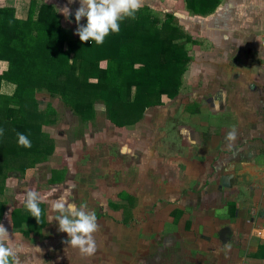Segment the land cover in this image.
<instances>
[{
	"label": "crops",
	"instance_id": "0c3cea01",
	"mask_svg": "<svg viewBox=\"0 0 264 264\" xmlns=\"http://www.w3.org/2000/svg\"><path fill=\"white\" fill-rule=\"evenodd\" d=\"M29 3L0 0V6L14 7L20 18H26ZM48 3L59 5L58 0ZM66 5L72 17L76 9L68 0L60 7ZM142 7L157 13H166L164 9L185 13L184 24L178 22L196 40L180 92L174 98L165 96L161 109L167 115H179V146L173 154L151 151L134 155V162L144 155V163L138 164L139 173L129 183L128 192L120 195L122 201L127 200L125 195L134 197L127 205L126 224L131 230L118 235L112 251L102 250L93 259L82 255L78 261L264 264V46L260 43L264 0H219L205 15L191 13L184 0H143ZM200 43L214 51L215 59L207 61L209 57L200 54ZM238 50L247 51L242 55L246 69L222 68L220 64L227 65V58L235 57ZM6 69L7 62L0 60V73ZM200 75L207 79L200 80ZM13 89L11 83L1 85L3 93ZM161 105L149 107L145 113ZM232 131L235 139L229 140ZM223 175L230 176V186H221ZM17 231L27 239L41 234L40 230L24 236ZM41 248L25 252L20 247L21 264H63L56 260V251ZM98 257L102 260L97 261Z\"/></svg>",
	"mask_w": 264,
	"mask_h": 264
},
{
	"label": "trees",
	"instance_id": "16d2710c",
	"mask_svg": "<svg viewBox=\"0 0 264 264\" xmlns=\"http://www.w3.org/2000/svg\"><path fill=\"white\" fill-rule=\"evenodd\" d=\"M184 2L191 13L205 15L219 0ZM120 29L102 45L81 42L62 25L54 4L30 0L26 18L18 17L12 6H0V60L7 62L0 73V196L9 174L23 175L54 150V138L44 126L57 122L59 111L50 102L42 107L39 92L58 98L82 123L95 124L101 106L104 119L116 127L137 123L147 108L162 104V96L174 98L180 92L196 40L176 17L141 7ZM3 82L14 85L11 93L1 91ZM17 133L26 135L32 146H20ZM62 176L63 170H54L49 182ZM7 203L0 199V221ZM40 207V223L25 207L13 208L12 227L24 236L40 232L46 224ZM128 216L126 205L123 223Z\"/></svg>",
	"mask_w": 264,
	"mask_h": 264
},
{
	"label": "rangeland",
	"instance_id": "374dc122",
	"mask_svg": "<svg viewBox=\"0 0 264 264\" xmlns=\"http://www.w3.org/2000/svg\"><path fill=\"white\" fill-rule=\"evenodd\" d=\"M40 1L49 2V0ZM58 1L59 5L55 4L57 9L62 8L60 5L63 3V0ZM70 6L77 9L79 3L73 1ZM59 13L62 25L71 35H78L75 13L67 18L61 12ZM84 19L81 18V25ZM199 46H201L200 54L202 56L205 54L206 58L209 57L207 61L215 59L214 51L202 48V43ZM246 53L245 50H238L235 57L227 58V65L220 64V66L244 69L247 66L243 58L247 55ZM243 54L245 55L242 56ZM208 67L211 66L207 65ZM203 78L207 79V76H202L200 80ZM37 96L41 100L42 107L50 102L59 111L57 122L44 126V130L54 138V150L46 161L26 169L23 175L12 173L7 176L6 192L0 196V199L8 201L7 214H3L4 219L1 224L10 233L13 243H18L25 252L46 246L49 250L58 253L55 257L57 261L63 264H81L78 260L82 259V254L78 249L68 245L67 234L59 231L58 222L54 220L58 213L52 210L51 202L62 194L70 193V202L78 208L86 206V210L94 211L99 224L98 231L94 233L97 244L96 253L102 250L105 253L112 251L113 243L118 235L127 234L131 230L128 224L122 222L124 213L119 205L126 201L121 200L119 192H128L129 183L133 182V177L139 173L138 164L144 163V155L136 162L131 155L138 154L140 157L143 153H151V151L162 154L167 151L169 154L176 152L179 146L176 140L179 115L175 113L170 116L161 110L167 99L164 95L161 99L163 105L153 112L145 113L144 118L135 124L116 127L104 119L103 110H100L101 106H97L98 116L95 124L92 125L88 122H80L79 118L67 110L58 98L50 97L45 92H39ZM153 121L158 124L164 123L159 128L161 130L151 131L150 126ZM156 126L157 124L154 125ZM54 170H63V176L57 183H50L49 179ZM30 189L49 194L46 202L42 203L46 214V224L41 229V234L35 239L23 238L11 226L10 217L13 208L24 207L22 198ZM129 196V201L133 202L134 197ZM141 209L142 212L145 211L144 207ZM50 218H52L51 222ZM101 258L98 257L97 261H101ZM108 260L105 259L101 264H106Z\"/></svg>",
	"mask_w": 264,
	"mask_h": 264
},
{
	"label": "clouds",
	"instance_id": "9594fccd",
	"mask_svg": "<svg viewBox=\"0 0 264 264\" xmlns=\"http://www.w3.org/2000/svg\"><path fill=\"white\" fill-rule=\"evenodd\" d=\"M72 2L73 0H68L69 4ZM79 5L75 11V21L78 25L76 34L80 41L90 40L102 45L110 33L120 32L123 20L136 18V13L143 6V0H79ZM58 11L65 18L71 14L67 5ZM81 18H86V24H80ZM3 134L4 130L0 129V136ZM17 137L20 146L25 148L32 146L31 141L23 133H17ZM227 138L235 139V132H229ZM48 195L35 189H30L23 195L22 203L31 216L35 217L37 223L41 222L43 216L40 205L46 202ZM69 197L70 193H65L51 202L52 210L58 213L54 220L58 222L59 231L67 234V244L78 249L82 255L91 257L97 251L94 233L98 231L99 224L96 213L86 210V206L78 208L70 202ZM51 220L52 218L50 222ZM20 250V246L13 243L8 230L0 224V264H21L17 254Z\"/></svg>",
	"mask_w": 264,
	"mask_h": 264
},
{
	"label": "water",
	"instance_id": "95a60500",
	"mask_svg": "<svg viewBox=\"0 0 264 264\" xmlns=\"http://www.w3.org/2000/svg\"><path fill=\"white\" fill-rule=\"evenodd\" d=\"M165 12H171L177 19L180 23H183L186 21V17L187 15L183 12H180V11H172L171 9H164ZM220 183H221V186L223 187H228L230 186V176L229 175H223L221 176L220 178ZM7 214V208L6 210L4 211V215ZM4 219V217H3Z\"/></svg>",
	"mask_w": 264,
	"mask_h": 264
},
{
	"label": "flooded vegetation",
	"instance_id": "af4514ba",
	"mask_svg": "<svg viewBox=\"0 0 264 264\" xmlns=\"http://www.w3.org/2000/svg\"><path fill=\"white\" fill-rule=\"evenodd\" d=\"M161 101H162V100H161ZM160 105H161V104H160ZM144 115H145V113H144ZM143 118H144V116H143ZM157 120H158V118H157ZM157 120H156V121H157ZM163 120H164V119H163ZM156 124H157V126L155 127V130H161V129H159V128H160L161 126H163L164 123L162 122L161 124H158V123H156ZM149 136H150V135H149ZM134 155H135V158L138 156V154H134ZM134 155H133V157H134ZM125 201H126V202L123 203V204H125L124 206H126V205H130V203H129L130 201H129L128 199L125 200ZM127 202H128L129 204H128ZM122 211H123V213H124V207H123V210H122ZM124 224H125V223H124Z\"/></svg>",
	"mask_w": 264,
	"mask_h": 264
},
{
	"label": "built area",
	"instance_id": "2783aa9c",
	"mask_svg": "<svg viewBox=\"0 0 264 264\" xmlns=\"http://www.w3.org/2000/svg\"><path fill=\"white\" fill-rule=\"evenodd\" d=\"M260 43L264 46V34H263L262 37L260 38Z\"/></svg>",
	"mask_w": 264,
	"mask_h": 264
}]
</instances>
